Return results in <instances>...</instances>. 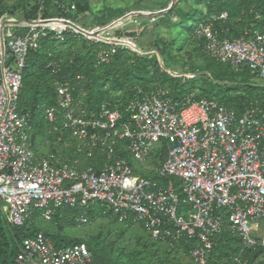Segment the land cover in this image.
I'll return each instance as SVG.
<instances>
[{
    "label": "built area",
    "instance_id": "obj_1",
    "mask_svg": "<svg viewBox=\"0 0 264 264\" xmlns=\"http://www.w3.org/2000/svg\"><path fill=\"white\" fill-rule=\"evenodd\" d=\"M38 20L6 25L0 33V209L8 223L23 226L35 213L51 221L61 208L101 203L118 221L133 220L154 239L194 240L190 253L196 264H210L215 239L225 228L248 247H264V234L253 226L264 221V107L259 101L237 112L215 97L174 100L169 88L136 87L134 96L117 106L121 110L104 103L89 113L75 99L71 81L58 82L57 106L46 108L45 119L61 117L56 142L70 145L68 135L75 141L76 158L69 160L60 150L38 153L30 116L19 112L18 102L29 52L42 38L55 32L64 39L68 30L84 35L105 45L98 52L101 63L109 62L119 48L150 53L137 48L130 36H108L115 22L100 35L94 33L100 27L88 29L71 19L49 21L75 26ZM14 27L27 30L18 34ZM199 35L209 58L236 70L248 68L264 82L263 31H245L231 40L207 23ZM164 147L165 155L158 154L152 163L151 156ZM123 152L159 179L138 174ZM97 154L106 155L99 169L88 163ZM80 220L87 222L85 216ZM15 261L98 264L85 243L58 247L43 231L23 240Z\"/></svg>",
    "mask_w": 264,
    "mask_h": 264
},
{
    "label": "trees",
    "instance_id": "obj_2",
    "mask_svg": "<svg viewBox=\"0 0 264 264\" xmlns=\"http://www.w3.org/2000/svg\"><path fill=\"white\" fill-rule=\"evenodd\" d=\"M22 3L0 5V22L2 19H77L86 11H92L90 0H38L31 8L23 9L22 14L16 12ZM72 6L75 9L72 10ZM102 15L101 23L110 22L124 15L118 8L106 6L97 13ZM212 23L223 38L231 40L238 38L245 31L264 32V0H179L169 11L164 12L158 27L172 31V36L159 35L153 48L163 58L166 66H162L157 53L139 54L129 48H119L109 62L101 63L98 52L105 46L100 42L87 39L84 35L70 30L64 32V39L56 37L52 32L42 38L40 46L31 50L27 58V65L23 72V86L18 102V110L30 116V134L33 146L38 153L45 144L49 145V152L62 151L69 160L76 158L75 141L65 135L70 145L56 142L62 128L61 117L54 122L45 119L47 107H56L58 102L57 83L71 81L76 100L81 101L89 113L96 112L102 104L107 103L116 108L120 102L125 103L135 94L136 87L145 90L169 88V96L174 100H182L193 96L194 99L217 98L222 104L241 112L253 101L258 100L264 107V84L252 82L254 79L250 69L236 70L229 64L211 59L204 51L205 39L200 37L199 28L202 24ZM23 30L19 27H14ZM27 30L26 28H24ZM19 34H23L20 33ZM78 43L83 50H78ZM193 44L195 47L188 53L190 56L208 60L201 76L197 65L193 61L189 70L195 75L188 79L183 76L170 74L167 61L182 57V51ZM69 46L70 51L64 50ZM183 58V57H182ZM184 61V59H181ZM56 69V73L53 69ZM210 74L207 76V74ZM185 78V79H184ZM197 91V92H196ZM120 110L122 106L117 107ZM49 141L47 143L46 141ZM166 147L151 156L152 163H157L158 154L164 156ZM124 157L133 163L132 158L123 152ZM105 154H97L88 163L98 169L105 160ZM151 179L158 180L152 172L144 173ZM160 181V180H159ZM164 183V182H160ZM108 211L113 218L128 227L139 226L148 238L139 237L137 243L145 249L156 245L170 246L188 257V264H196L191 258L194 240L183 238L179 241L170 239H154L142 225L127 220L118 221L106 205L95 203L88 207H64L59 209L50 222L59 227L58 232H46L41 228H34L32 223L39 217L35 213L31 220L23 226H12L8 223L0 209V264H16L15 258L23 240L43 231L58 247L85 243L92 252L93 262L98 264H170L167 252L159 255L156 262L141 261L137 252H126L124 245L117 242L105 243L97 235L89 237H69L63 234L67 227L90 226L98 219L100 213ZM85 216L87 222L80 218ZM122 232V236H126ZM121 251L118 254L117 251ZM141 251V250H140ZM142 252V251H141ZM210 264H264V247L261 244L248 247L241 236L230 228L217 235L214 249L211 252ZM191 260V261H190Z\"/></svg>",
    "mask_w": 264,
    "mask_h": 264
},
{
    "label": "rangeland",
    "instance_id": "obj_3",
    "mask_svg": "<svg viewBox=\"0 0 264 264\" xmlns=\"http://www.w3.org/2000/svg\"><path fill=\"white\" fill-rule=\"evenodd\" d=\"M38 0H0V5L2 2L8 3L9 5L22 3L23 6L16 12V14H22L23 9H29L33 5L37 3ZM179 0H176L178 2ZM92 5V11H86L77 16V21L80 25L88 29H104L106 26L115 22V26L108 32V36L118 37V36H126L132 37L134 44L137 48L142 49L145 52L156 53L153 46L155 45L157 38L159 35L172 36V31L167 30L164 27H158V22L161 15L168 9L173 0H90ZM106 6H110L113 8H118L123 11L124 15L119 18L113 19L110 22L101 23L102 15L97 14L99 11ZM129 17L122 19L125 15L130 14ZM14 29V28H13ZM16 33H25L26 30H19L17 28L14 29ZM64 50L66 53L70 51L69 46ZM194 45L191 44L189 47L182 51V57L179 59H172L171 61H167L169 67V73L176 76H183L185 78H192L195 74L189 70V64L186 62L193 61L195 65H197L198 72L200 76L204 74V68L208 60H203L202 58L196 57L193 53L192 56L189 55V51L194 49ZM78 50H83L82 44L78 43ZM158 55V54H157ZM160 56V55H159ZM163 66H166L163 58ZM181 59H184L181 60ZM207 76L210 74L206 73ZM184 78V79H185ZM252 82L258 84H264L261 80L254 78L251 80ZM197 92V91H196ZM49 143V141H46ZM50 144H45L41 149L42 152H46L49 149ZM133 163L136 167L137 173L143 175L144 173H148L143 169L138 162L134 159ZM100 217L96 219L92 225L85 227H67L64 229L63 234L69 237H89L92 235H97L102 242L110 243L112 241L121 243L124 245L126 252H137L138 258L141 261L148 262L151 259L156 262L159 258V255H164L165 252L168 254V258L170 264H188V257H186L182 251L172 248L167 245L156 244L150 246L148 248H144L143 246H139L137 241H139V237H144V239L148 238V234L145 233L139 226L133 225L131 227L126 226L125 224H121L117 222L113 216L108 212L100 213ZM34 228H41L46 232H58L59 227L55 222L47 221L43 218L37 219L32 223ZM256 231L259 234H264V221L257 223V225H253ZM257 226V227H256ZM125 233V237L122 236V232ZM258 237V236H257ZM261 238V237H258ZM142 252H141V251ZM118 254H121V251H117ZM191 261V260H190ZM155 264H158L156 262Z\"/></svg>",
    "mask_w": 264,
    "mask_h": 264
},
{
    "label": "water",
    "instance_id": "obj_4",
    "mask_svg": "<svg viewBox=\"0 0 264 264\" xmlns=\"http://www.w3.org/2000/svg\"><path fill=\"white\" fill-rule=\"evenodd\" d=\"M176 4V0H173V3L172 5L166 9V11H169L170 9H172L174 7V5ZM165 11V12H166ZM130 14H127L125 15L122 19H125L126 17H129ZM46 21H49V20H45ZM40 21L37 19V20H28V19H21V20H16V19H4L2 24H1V27H0V33H2V28L6 25H13V26H19V25H30V24H36V23H39ZM63 22H67L68 24L70 25H73L75 26L73 23H71L70 21H63ZM1 51L3 54H5L6 52V46L4 43H2L1 45ZM156 53L158 54V52L156 51ZM160 55V54H158ZM159 60H160V63L162 64L163 66V61L161 59V56H159ZM164 67V66H163Z\"/></svg>",
    "mask_w": 264,
    "mask_h": 264
},
{
    "label": "bare ground",
    "instance_id": "obj_5",
    "mask_svg": "<svg viewBox=\"0 0 264 264\" xmlns=\"http://www.w3.org/2000/svg\"><path fill=\"white\" fill-rule=\"evenodd\" d=\"M44 23H46V24H54V25H56V26H63L65 23L64 22H58V21H55V22H53V21H46V22H44ZM115 25H113L112 27H114ZM105 31H106V27L104 28V29H96L95 31H94V33H99L100 35H103L104 33H105Z\"/></svg>",
    "mask_w": 264,
    "mask_h": 264
}]
</instances>
